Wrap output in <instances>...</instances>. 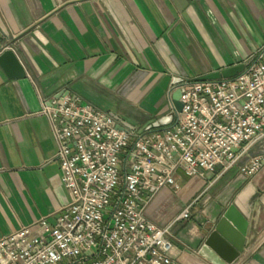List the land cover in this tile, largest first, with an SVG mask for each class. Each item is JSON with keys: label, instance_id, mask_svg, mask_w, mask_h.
Masks as SVG:
<instances>
[{"label": "crops", "instance_id": "1", "mask_svg": "<svg viewBox=\"0 0 264 264\" xmlns=\"http://www.w3.org/2000/svg\"><path fill=\"white\" fill-rule=\"evenodd\" d=\"M263 43L264 0H0V54L11 48L19 60L13 69L0 61V238L54 222L71 198L44 101L68 91L133 129L161 128L181 81L244 63ZM263 151L264 139L221 176L178 169L179 191H149L146 216L173 222V264L220 260L201 250L231 204L247 234L230 264H264V166L242 170Z\"/></svg>", "mask_w": 264, "mask_h": 264}, {"label": "built area", "instance_id": "2", "mask_svg": "<svg viewBox=\"0 0 264 264\" xmlns=\"http://www.w3.org/2000/svg\"><path fill=\"white\" fill-rule=\"evenodd\" d=\"M182 109L161 128L133 129L111 112L62 92L42 103L70 200L54 222L0 238V264H173L169 223L145 214L149 191H179L176 172L221 176L264 139V43L231 77L186 79ZM264 166V151L242 167ZM192 203L177 220L188 218Z\"/></svg>", "mask_w": 264, "mask_h": 264}, {"label": "water", "instance_id": "3", "mask_svg": "<svg viewBox=\"0 0 264 264\" xmlns=\"http://www.w3.org/2000/svg\"><path fill=\"white\" fill-rule=\"evenodd\" d=\"M0 61H5L8 63L9 67L13 69L15 66L17 67L19 64V60L16 57L13 49L7 48L0 54ZM248 61L244 63L235 64L233 66H229L220 71L213 72L204 76V79H217L221 77H231L239 72H241ZM22 73V72H21ZM23 72L22 75H24ZM181 92L179 89L174 93V103L178 110L182 109V103L180 102ZM118 118V117H117ZM172 118V116H171ZM118 120L126 125L123 120L118 118ZM169 122L167 119L159 120L155 123L156 126L160 124H166ZM130 127V126H129ZM232 223L233 226L230 224ZM237 227L239 230L236 232L234 230ZM247 234V221L244 220L243 216L238 212L236 206L231 204L229 208L224 212L221 216L220 220L217 222L216 226L210 232L209 236L205 240V245L201 253H205L204 250L208 249V247L217 251L218 255L221 257L220 260L208 254V258L214 262L215 264H230L235 260L237 255L244 249L245 240ZM229 243L232 245V249H229Z\"/></svg>", "mask_w": 264, "mask_h": 264}]
</instances>
